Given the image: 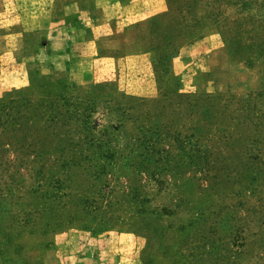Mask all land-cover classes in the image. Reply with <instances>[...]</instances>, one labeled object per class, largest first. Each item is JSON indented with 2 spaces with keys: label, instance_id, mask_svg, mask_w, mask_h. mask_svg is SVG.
I'll list each match as a JSON object with an SVG mask.
<instances>
[{
  "label": "rangeland",
  "instance_id": "1",
  "mask_svg": "<svg viewBox=\"0 0 264 264\" xmlns=\"http://www.w3.org/2000/svg\"><path fill=\"white\" fill-rule=\"evenodd\" d=\"M146 1L110 77L0 80V264H264V0Z\"/></svg>",
  "mask_w": 264,
  "mask_h": 264
},
{
  "label": "crops",
  "instance_id": "2",
  "mask_svg": "<svg viewBox=\"0 0 264 264\" xmlns=\"http://www.w3.org/2000/svg\"><path fill=\"white\" fill-rule=\"evenodd\" d=\"M152 7L162 0H149ZM149 16L146 0H0V80L23 84L36 60L61 64L76 82L110 77L116 36L131 21ZM40 39L29 44V36Z\"/></svg>",
  "mask_w": 264,
  "mask_h": 264
},
{
  "label": "trees",
  "instance_id": "3",
  "mask_svg": "<svg viewBox=\"0 0 264 264\" xmlns=\"http://www.w3.org/2000/svg\"><path fill=\"white\" fill-rule=\"evenodd\" d=\"M2 122L0 121V124H1ZM5 122H3V124H4Z\"/></svg>",
  "mask_w": 264,
  "mask_h": 264
}]
</instances>
